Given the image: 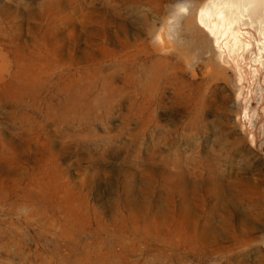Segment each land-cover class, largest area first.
<instances>
[{"label": "rangeland", "instance_id": "obj_1", "mask_svg": "<svg viewBox=\"0 0 264 264\" xmlns=\"http://www.w3.org/2000/svg\"><path fill=\"white\" fill-rule=\"evenodd\" d=\"M0 264H264V0H0Z\"/></svg>", "mask_w": 264, "mask_h": 264}, {"label": "bare ground", "instance_id": "obj_2", "mask_svg": "<svg viewBox=\"0 0 264 264\" xmlns=\"http://www.w3.org/2000/svg\"><path fill=\"white\" fill-rule=\"evenodd\" d=\"M210 6V5H209ZM212 10V9H211ZM211 12H210V7H206L205 8V10H204V12L201 14V16H200V18H199V21L201 22V23H203L204 21H205V17L207 16V15H209ZM219 16H222L221 14L219 15ZM193 32V31H192ZM191 34V33H190ZM190 36V35H189ZM180 40V39H179ZM192 38L189 40V41H187V40H185V41H187L186 43H184L182 46H180V44H176V50H175V52H173V51H171L170 50V48H169V46H170V44L164 39V48L165 49H167L166 50V52H167V55H165V54H162V58H160V60H161V62L163 63V66L167 69V68H170L171 66L172 67H176L177 69H178V71H181L182 72V69H180V67H181V61H182V59H185V61H186V58H185V56L188 54V53H190V52H192L193 51V47H194V44H196V46L198 47V49H199V51L201 52V47L199 46L200 44H199V42L197 41V42H194V44H192L193 42H192ZM119 41V40H118ZM127 43V42H126ZM185 61H183V62H185ZM95 64V63H94ZM93 64V65H94ZM88 66V65H87ZM91 66V65H90ZM85 67V66H84ZM207 70L208 71H211V72H213L214 71V69H213V67H212V65L210 64L209 65V67L207 68ZM180 73V72H179ZM210 74V73H209ZM210 76V75H209ZM209 76H206V78L208 79V78H210ZM213 76V75H212ZM209 82V81H208ZM207 84V83H206ZM199 85V84H198ZM202 85H204V83L203 84H201L200 86H202ZM206 87H207V85H206ZM247 179V178H246ZM231 181V180H230ZM249 181V180H248ZM215 183V182H214ZM237 183V182H236ZM246 183H247V181H244V183L242 184V185H244V187L243 188H241V189H239L241 186L240 185H238V184H235V183H230L229 184V192L228 193H230L231 194V201H232V203H233V205H235L236 206V203L238 202L239 203V199H243L244 198V196H245V193H246V191H245V185H246ZM219 187V186H218ZM219 189V188H218ZM221 189V188H220ZM226 191H228V190H226ZM236 196L237 198H239V199H233V196ZM246 209H247V207H246ZM251 210H252V208H251ZM248 214V213H247ZM248 221V220H247ZM246 224V223H245ZM238 230H239V228H238ZM243 230V229H242ZM246 231V230H245ZM237 233H238V231H237ZM239 234V233H238ZM245 239V238H244ZM246 239H247V237H246ZM244 241H246V240H244ZM248 241V240H247ZM248 243V242H247Z\"/></svg>", "mask_w": 264, "mask_h": 264}]
</instances>
